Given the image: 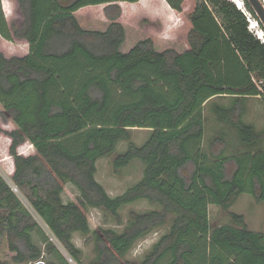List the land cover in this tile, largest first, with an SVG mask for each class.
I'll list each match as a JSON object with an SVG mask.
<instances>
[{
  "label": "trees",
  "instance_id": "trees-1",
  "mask_svg": "<svg viewBox=\"0 0 264 264\" xmlns=\"http://www.w3.org/2000/svg\"><path fill=\"white\" fill-rule=\"evenodd\" d=\"M15 1L20 25L8 21L0 0V38L23 39L29 50L11 57L0 51L2 114L16 125L9 132L12 182L0 173V243L5 240L10 254L2 264H71L70 258L83 264L75 233L96 237L91 264H123L136 241L167 216L168 230L140 264H264L263 232L233 211L231 223L212 226L208 209L230 210L244 193L264 201V149H253L264 133L244 120L240 108L242 98L264 96V42L245 12L232 0H195L186 50H158L148 37L126 52L116 3L139 0ZM166 1L183 10L185 0ZM100 4H107L106 29L82 26L76 12ZM226 95L235 97L233 104L215 110L247 146L235 154H226L220 136L211 151L204 148L203 108ZM135 127L150 130L142 144L131 141ZM123 140L129 143L116 153L114 168L138 159L143 176L111 196L96 177L97 162ZM25 142L35 153L19 152ZM66 184L78 190L77 200H64ZM140 200L160 209L134 213L122 231L92 230L88 209L117 217Z\"/></svg>",
  "mask_w": 264,
  "mask_h": 264
},
{
  "label": "rangeland",
  "instance_id": "rangeland-1",
  "mask_svg": "<svg viewBox=\"0 0 264 264\" xmlns=\"http://www.w3.org/2000/svg\"><path fill=\"white\" fill-rule=\"evenodd\" d=\"M4 1L7 3H4ZM4 1L2 0V3L4 8L6 7L7 19L11 23L20 25L23 17L17 1ZM157 1L153 0L152 3L151 1L147 3L146 1L140 3L119 1L116 3L120 7V13L117 19L127 27V36L122 44L123 51L127 52L131 49L139 39V36L152 38L157 43V49L173 48L177 51H183L186 48V44L188 43L187 34L191 28L188 14L193 10L195 0H185L183 10L180 12L175 11L176 16H172L174 21L172 19L167 21L170 17L168 10ZM235 3L237 4V2ZM106 7L107 4L89 5L79 10L77 16L81 25L90 29H105L110 22L105 13ZM242 10L246 14L249 28L258 36L260 32H263L259 24L260 21L258 22L248 11L245 4H243ZM113 12L116 13L115 10ZM170 25H174L173 29L166 30ZM261 35L264 38V34ZM0 51L7 57L23 56L28 52V44L25 40L19 38H16L14 41L0 38ZM234 100L235 97L230 95L220 96L213 98L204 106L203 111L206 123V133L204 136L205 150L211 151V143L218 136L225 137L227 146L226 154H235L247 148L240 140L237 129L228 123L220 121L215 110L216 105L229 107L233 104ZM240 102V108L245 110L244 120L254 125L256 130L264 133V96L244 97ZM2 112L3 107L0 104V173L9 182H12L13 168L15 167L14 159L9 151L11 144L9 132L15 129L16 125L8 116L2 114ZM149 135L150 130L148 128L135 127L131 129V141L136 144H142ZM128 143L126 140L120 141L113 154L106 155L97 162L98 170L96 177L111 196L123 193L129 186L138 182L143 176L144 165L138 159L133 160L129 165L119 169H115L113 166V159L116 153L125 151ZM221 146L222 144L217 142L214 149L218 151ZM259 148L264 149V139L258 142L253 149ZM18 150L24 155L35 153L34 146L29 142L23 143L19 146ZM78 196L79 192L73 185H65L64 198L66 201L77 200ZM22 199L29 206L25 198L22 197ZM153 209H160V206L146 200H140L124 206L120 209L117 217L98 208L88 209L87 215L92 230L113 228L117 231H122L134 213ZM208 209L212 226L231 223L232 217L230 211H233L244 215L250 229L264 233V201H257L251 194H242L230 210H225L214 204H209ZM36 218L47 229L44 222L38 216ZM165 221L162 225L152 229L145 237L136 241L132 249L121 258L123 264H140L144 256L151 249L153 243L168 230L172 217L167 216ZM35 241L39 242V236L37 234L35 235ZM73 241L82 250L81 260L83 264H91L97 257V240L94 234L91 233L89 236H84L80 233H75ZM5 243V240H2L0 243V264L6 262V260L10 261V254ZM58 245L61 247V244L58 243ZM69 261L71 264H78L71 258Z\"/></svg>",
  "mask_w": 264,
  "mask_h": 264
},
{
  "label": "crops",
  "instance_id": "crops-1",
  "mask_svg": "<svg viewBox=\"0 0 264 264\" xmlns=\"http://www.w3.org/2000/svg\"><path fill=\"white\" fill-rule=\"evenodd\" d=\"M4 1V0H3ZM8 1V0H7ZM142 1H146V3L149 1H151V3L153 2V0H139V1H137V3H140V2H142ZM157 1V0H156ZM157 2H159L161 5H163L167 10H168V13H169V15H170V17H169V19H167V21H170L171 19H172V21H174V18H172V16H176V12H175V10L168 4V2L166 1V0H158ZM4 3H7L6 1H4ZM4 7V6H3ZM87 7V6H86ZM86 7H83V8H81V9H84V8H86ZM81 9H79V10H81ZM4 10H5V13H6V7L4 8ZM78 10V11H79ZM77 11V12H78ZM77 12H76V16H77ZM6 15H7V13H6ZM77 18H78V16H77ZM8 21L9 22H11L9 19H8ZM109 24V23H108ZM108 24H107V26H108ZM123 25H124V27H126L125 26V24L123 23ZM106 26V27H107ZM173 27H174V25L173 26H171L170 25V27L168 26L167 28H166V30L167 29H169V30H171V29H173ZM87 28V27H86ZM106 29V28H105ZM104 30V29H103ZM125 30H126V36H127V27L125 28ZM162 30V29H161ZM145 38H148V37H142V36H139V39L137 40V41H139V40H141V39H145ZM1 39H3V38H1ZM126 39V38H125ZM21 40H23V39H21ZM27 42V41H26ZM28 44V43H27ZM26 45V44H25ZM154 45H155V47L157 48V43H155L154 42ZM189 47V45H188V43L186 44V48L184 49V50H186L187 48ZM121 49H122V47H121ZM28 50H29V45H28ZM158 50H164V49H158ZM183 50V51H184ZM15 170V168H13V171ZM63 197H64V194H63ZM64 200H65V198H64ZM66 201V200H65Z\"/></svg>",
  "mask_w": 264,
  "mask_h": 264
},
{
  "label": "water",
  "instance_id": "water-1",
  "mask_svg": "<svg viewBox=\"0 0 264 264\" xmlns=\"http://www.w3.org/2000/svg\"><path fill=\"white\" fill-rule=\"evenodd\" d=\"M247 1L250 4L253 11L255 12L258 20L260 21L264 29V0H247ZM32 264H45V262L39 260Z\"/></svg>",
  "mask_w": 264,
  "mask_h": 264
},
{
  "label": "bare ground",
  "instance_id": "bare-ground-1",
  "mask_svg": "<svg viewBox=\"0 0 264 264\" xmlns=\"http://www.w3.org/2000/svg\"><path fill=\"white\" fill-rule=\"evenodd\" d=\"M235 2H237L238 6L241 7L243 9V0H234ZM263 31V30H262ZM261 34H264V32H260Z\"/></svg>",
  "mask_w": 264,
  "mask_h": 264
},
{
  "label": "built area",
  "instance_id": "built-area-1",
  "mask_svg": "<svg viewBox=\"0 0 264 264\" xmlns=\"http://www.w3.org/2000/svg\"><path fill=\"white\" fill-rule=\"evenodd\" d=\"M259 37L262 39V41L264 42V38H263V35H261V33L258 34ZM13 189L15 190V192L19 193V190L18 188L15 186V185H12Z\"/></svg>",
  "mask_w": 264,
  "mask_h": 264
},
{
  "label": "clouds",
  "instance_id": "clouds-1",
  "mask_svg": "<svg viewBox=\"0 0 264 264\" xmlns=\"http://www.w3.org/2000/svg\"><path fill=\"white\" fill-rule=\"evenodd\" d=\"M258 34V33H257ZM259 36V35H258Z\"/></svg>",
  "mask_w": 264,
  "mask_h": 264
}]
</instances>
